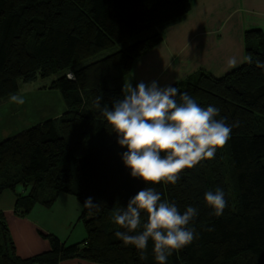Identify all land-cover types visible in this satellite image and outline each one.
I'll return each mask as SVG.
<instances>
[{"label": "trees", "instance_id": "obj_1", "mask_svg": "<svg viewBox=\"0 0 264 264\" xmlns=\"http://www.w3.org/2000/svg\"><path fill=\"white\" fill-rule=\"evenodd\" d=\"M189 11L188 0H0V100L17 92L19 82L59 74L48 88L59 90L66 105L62 115L0 142V194H15L22 217L36 204L49 209L60 194L71 195L82 207L85 231L74 244L43 235L49 250L20 258L0 211V264H156L151 241L141 251L114 235L115 210L151 185L130 176L121 161L125 149L92 101L101 93L104 102L119 98L134 60L160 42L158 30ZM244 40L245 55L264 62L262 33L246 32ZM104 51L111 52L86 62ZM172 86L239 126L214 159L185 170L174 185L155 186L181 211L199 210L197 239L167 264H264V68L244 62L221 78L200 72ZM217 187L228 202L220 216L204 201ZM87 197L99 210L83 208Z\"/></svg>", "mask_w": 264, "mask_h": 264}, {"label": "clouds", "instance_id": "obj_2", "mask_svg": "<svg viewBox=\"0 0 264 264\" xmlns=\"http://www.w3.org/2000/svg\"><path fill=\"white\" fill-rule=\"evenodd\" d=\"M240 62L236 56L227 61L230 67ZM243 62L264 68V62L254 61L251 54L245 55ZM10 101L25 103L20 95H11ZM92 105L115 133L118 146L125 149L121 161L130 176L151 185L141 188L126 206L115 210L111 219L120 230L114 235L125 245L141 251L151 241L156 264H167L174 251L197 239L193 222L199 210L189 205L181 211L175 201L163 199L155 186L174 185L185 170L214 159L239 122L228 124L226 118L220 117V108L203 107L192 95L171 85L161 87L156 79L141 80L135 85L129 81L123 85L119 98L104 102L101 93ZM204 201L216 216L222 215L228 206L220 187L207 190ZM82 206L90 211L100 208L93 197H87Z\"/></svg>", "mask_w": 264, "mask_h": 264}, {"label": "crops", "instance_id": "obj_3", "mask_svg": "<svg viewBox=\"0 0 264 264\" xmlns=\"http://www.w3.org/2000/svg\"><path fill=\"white\" fill-rule=\"evenodd\" d=\"M188 1V14L158 30L160 42L134 60L125 83L156 79L161 87L172 86L193 82L200 72L221 78L244 63L246 32L260 31L264 38V0ZM233 56L241 61L236 67L227 63ZM15 200L9 190L0 194V211L20 258L48 251L43 235L52 234L65 244L85 239L78 221L82 207L73 196L60 194L49 209L36 204L24 217L15 212ZM59 264L92 263L66 260Z\"/></svg>", "mask_w": 264, "mask_h": 264}, {"label": "rangeland", "instance_id": "obj_4", "mask_svg": "<svg viewBox=\"0 0 264 264\" xmlns=\"http://www.w3.org/2000/svg\"><path fill=\"white\" fill-rule=\"evenodd\" d=\"M148 32L133 38L129 43L146 37ZM111 51H104L86 62L101 58ZM58 75L37 77L31 82H19L17 92L25 103L22 105L10 101V96L0 100V142L46 120L53 119L66 112L65 102L57 89L48 86ZM72 244V243H71Z\"/></svg>", "mask_w": 264, "mask_h": 264}, {"label": "built area", "instance_id": "obj_5", "mask_svg": "<svg viewBox=\"0 0 264 264\" xmlns=\"http://www.w3.org/2000/svg\"><path fill=\"white\" fill-rule=\"evenodd\" d=\"M69 78H71V75H69Z\"/></svg>", "mask_w": 264, "mask_h": 264}]
</instances>
